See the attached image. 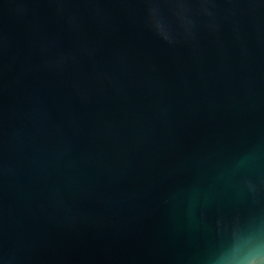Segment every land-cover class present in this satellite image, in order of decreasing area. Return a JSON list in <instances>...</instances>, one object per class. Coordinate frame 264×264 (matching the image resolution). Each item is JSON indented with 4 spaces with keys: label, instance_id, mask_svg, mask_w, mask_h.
Instances as JSON below:
<instances>
[{
    "label": "water",
    "instance_id": "1",
    "mask_svg": "<svg viewBox=\"0 0 264 264\" xmlns=\"http://www.w3.org/2000/svg\"><path fill=\"white\" fill-rule=\"evenodd\" d=\"M0 264H264V0H0Z\"/></svg>",
    "mask_w": 264,
    "mask_h": 264
}]
</instances>
